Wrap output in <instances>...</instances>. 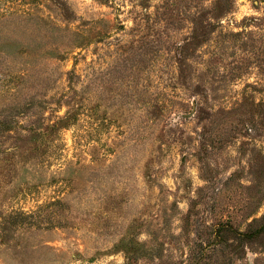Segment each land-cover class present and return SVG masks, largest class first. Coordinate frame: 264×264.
Listing matches in <instances>:
<instances>
[{
	"label": "rangeland",
	"instance_id": "1",
	"mask_svg": "<svg viewBox=\"0 0 264 264\" xmlns=\"http://www.w3.org/2000/svg\"><path fill=\"white\" fill-rule=\"evenodd\" d=\"M0 264H264V0H0Z\"/></svg>",
	"mask_w": 264,
	"mask_h": 264
}]
</instances>
